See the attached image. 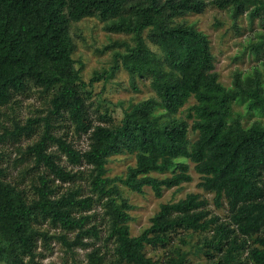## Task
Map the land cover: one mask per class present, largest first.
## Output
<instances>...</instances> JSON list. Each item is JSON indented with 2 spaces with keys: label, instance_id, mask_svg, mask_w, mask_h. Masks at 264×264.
I'll list each match as a JSON object with an SVG mask.
<instances>
[{
  "label": "trees",
  "instance_id": "trees-1",
  "mask_svg": "<svg viewBox=\"0 0 264 264\" xmlns=\"http://www.w3.org/2000/svg\"><path fill=\"white\" fill-rule=\"evenodd\" d=\"M207 0H0V110L16 96L37 88L48 96L46 116L14 122L0 132V264H39V243L49 250L54 240L67 251L91 248L85 264H190L192 254H204L213 264H264V122L245 125L234 104L264 117L263 71L236 70L231 87L216 71L211 41L189 23L201 14ZM237 23L247 16L264 26V0H225ZM96 18L108 33L129 41H113L114 64L96 73L87 84L73 58L71 24ZM257 59L264 52V37L247 49ZM124 69L136 89L137 79L148 81L154 97L132 103L115 122L106 111L97 113L87 89ZM188 105V106H187ZM186 112L185 116H180ZM96 114V120L92 114ZM67 119L75 136H87L85 150L57 136L56 123ZM42 127L39 139L27 147L36 175L32 196L7 180L1 145L19 142ZM195 138H192L191 135ZM52 146H57L58 154ZM130 155L135 163L125 176L109 177L113 157ZM90 166L89 194L61 183L83 179ZM198 175V188L212 195L226 220L209 209L210 199L189 193L174 203H162L150 225L133 236V206L119 183L142 194L150 188L161 198L165 190H181ZM95 205L102 208V223H94ZM61 229L51 233L44 224ZM73 233V237L69 234ZM205 234L186 250L184 234ZM104 234V235H102ZM87 240V241H86ZM112 243L110 258L102 246ZM101 243L102 246H97ZM161 248V259L147 248ZM244 255H246L244 257ZM216 260V261H215ZM73 264H80L73 260Z\"/></svg>",
  "mask_w": 264,
  "mask_h": 264
},
{
  "label": "rangeland",
  "instance_id": "rangeland-1",
  "mask_svg": "<svg viewBox=\"0 0 264 264\" xmlns=\"http://www.w3.org/2000/svg\"><path fill=\"white\" fill-rule=\"evenodd\" d=\"M225 0H207V7L201 14L189 15L186 17L189 23L194 24L198 30L208 35L213 53L215 56L216 71L220 74L222 83L231 87L232 77L236 70H241L245 73H253L255 68L263 71L264 52L257 59L248 51L251 43L257 44L264 37V26L260 20L256 19L251 24L247 16H243L240 20L235 22L232 20L229 9H222L220 3ZM104 24L96 18H85L79 22L71 24V36L75 44V51L73 58L76 61V67L82 68V78L89 84L91 79L95 77L96 73L109 71L114 64L113 52L107 47L113 41H129L130 38L125 35L108 33L104 29ZM136 89H133L130 82L129 74L122 68L115 74V77L106 81L101 78L94 82L92 86L87 89L91 91L90 102H94V108L97 113L108 112L115 122H119L124 115V112L132 103H138L154 97V92L150 87L148 81L137 79ZM188 106V105H187ZM49 108L48 96H42L37 88H31L26 93L15 97L14 102L9 106L3 107L0 110V132L2 127H12L14 122L25 123L30 117L46 116ZM234 110L243 117L245 125H250L254 121L261 120L264 122V117H261L254 111H248L245 104H234ZM96 114H92V118L96 120ZM186 112L181 113L180 116H185ZM57 127L54 133L57 136H64L68 142H73L76 149L85 150L88 147V140L86 135L81 137L75 136L74 128L67 119H62L56 123ZM42 127L32 134L30 137H22L19 142L7 141L1 145L4 153L2 167L7 171V180L19 184L20 188L26 191L28 196H32V183L36 180V175L45 171V168L40 167L38 170L34 169V159L27 154V147L32 145L39 139ZM192 138L195 136L192 134ZM53 152L58 154L57 146H52ZM135 160L133 156L124 155L113 157L108 164L107 175L111 178L117 176H125L129 166L134 165ZM60 164L70 169H81L85 172L83 179H78L75 183H60L64 190L68 187L79 186L82 189V195L89 194V184L87 176L90 173V166H75L68 164L66 157H62ZM193 181L183 185V189L165 190L162 197H156L150 188H145L144 193L139 194L130 191L119 183L123 196L133 206L130 210L133 221L130 224L131 233L133 236L139 235L143 229L150 225V219L159 210L162 203H174L182 198H185L189 193H201L204 197L210 199L209 209L215 215H221L222 219L226 220L227 211L225 209L218 210L212 202V195L204 193L198 188L199 177L191 170ZM102 208L100 205H95L89 213H95L94 223H102V229L106 225L102 222ZM43 229H49L51 233L59 234L61 229L51 228L48 224H44ZM73 233L69 237H73ZM104 235V234H102ZM205 234L197 233L192 235L184 234L185 240L188 244L180 242L176 238L175 243L180 247L189 250L193 249L197 242L204 239ZM87 241V240H86ZM51 247L47 250L42 242L39 243L38 252L41 251L42 256L36 258L39 264H73V260H77L80 264H85L86 255L91 251V248H75L74 254L67 251L60 242L54 240L50 243ZM97 246H102L97 243ZM112 243L107 247L102 246L101 251L106 255V259L110 258L112 251ZM149 256L161 259L166 251L158 248H147ZM246 255H244L245 257ZM190 264H213L204 254L190 256ZM216 261V260H215Z\"/></svg>",
  "mask_w": 264,
  "mask_h": 264
}]
</instances>
